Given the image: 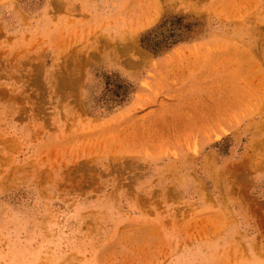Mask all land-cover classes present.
<instances>
[{
    "label": "rangeland",
    "instance_id": "374dc122",
    "mask_svg": "<svg viewBox=\"0 0 264 264\" xmlns=\"http://www.w3.org/2000/svg\"><path fill=\"white\" fill-rule=\"evenodd\" d=\"M0 264H264V0H0Z\"/></svg>",
    "mask_w": 264,
    "mask_h": 264
}]
</instances>
